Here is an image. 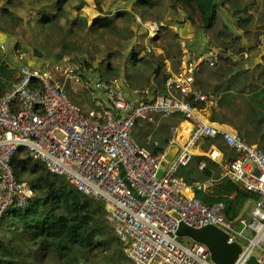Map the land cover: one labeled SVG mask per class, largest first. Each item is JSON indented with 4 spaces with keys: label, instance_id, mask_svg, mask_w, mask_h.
<instances>
[{
    "label": "built area",
    "instance_id": "2783aa9c",
    "mask_svg": "<svg viewBox=\"0 0 264 264\" xmlns=\"http://www.w3.org/2000/svg\"><path fill=\"white\" fill-rule=\"evenodd\" d=\"M146 26L145 51L151 52L150 42L162 27L158 22ZM192 42L191 37L178 38V68L165 79L166 94L137 88L132 89L134 99L126 95V78L84 80L80 64L69 55L40 68L28 63V53L14 52L18 79L0 96V220L11 206L24 207L34 195L28 182L14 176L11 165L14 156L26 153L82 194L104 202L107 223L135 264H214L204 244L180 240V222L194 228L214 225L226 232L228 243L242 246L234 264H246L252 255L264 264V150L232 127L211 121L206 110L216 104V97L195 87L203 67L214 68L225 59L245 63L250 53L220 45L196 51ZM257 46L264 64L263 37ZM67 83L73 89L83 84L93 107L84 111L73 102ZM173 116L181 119L170 126L162 151L151 153L135 140L138 122L152 124L156 117ZM218 137L234 151L232 159L223 158L214 145L203 146L205 139ZM171 149L175 153L168 160ZM199 151L221 175L188 184L178 172ZM205 166V161L198 163L199 169ZM223 182L253 196L248 218L228 217L220 199L207 203L213 187ZM235 219L242 229L234 227ZM246 229L253 233L251 239L245 237ZM238 237L249 243L243 245Z\"/></svg>",
    "mask_w": 264,
    "mask_h": 264
},
{
    "label": "trees",
    "instance_id": "16d2710c",
    "mask_svg": "<svg viewBox=\"0 0 264 264\" xmlns=\"http://www.w3.org/2000/svg\"><path fill=\"white\" fill-rule=\"evenodd\" d=\"M11 1L13 0H0V24L9 23L10 27L15 28L19 24L20 16H17L14 9L12 10L8 6ZM21 1L17 0V3H21ZM66 1L34 0L33 5H39V8H36L37 17L34 22L37 25V31L44 32L46 39L56 40V32L61 34L63 32L65 36L76 35L79 32L75 28L80 27L81 30H86L82 31L83 35L88 33L101 35L102 32L112 31L117 33L114 20L122 19L126 15V12H117L113 20L102 16L97 18L93 24L88 25L83 16L69 18L64 8ZM168 1L170 8L174 10L178 5L181 6L185 12L184 20L192 25H197L195 19L198 17L200 19L198 27L201 30L205 31L214 26L220 4L217 0ZM99 4L98 0L97 7L102 12ZM135 6L141 9L140 15L144 19L143 22H159L164 29V13L161 10V4L154 5L152 2L150 3V0H136ZM63 18H66L64 19L65 23L61 24ZM8 30L0 26V32ZM57 41H60L61 50L53 55L54 61L60 60L65 55H71L69 52L74 47L73 38H60ZM218 42L220 43L218 45L234 51L243 50L237 44L235 37L230 41L219 40ZM35 51H37L36 48ZM15 52L24 51L15 50ZM113 52H117V49ZM116 57H119L118 54L107 53L104 56L105 59L102 58L99 62L100 64L104 63L103 67L110 75L118 72L117 64L111 62ZM165 57L171 58L170 51L165 52ZM13 58L17 62L14 54ZM71 58L80 64L81 70L91 66L86 60L80 62L73 55ZM130 59H137L136 51L131 53ZM162 65L163 61L153 69L156 76L160 75ZM260 66L262 69L254 76L251 71L244 68L243 62L237 63L225 59L214 68L206 67L212 74L211 78L204 81L203 78L199 79L197 76L195 87L216 97V104L207 107L211 121L227 125L225 114L235 111L236 116L243 121V124H240L241 127L232 125L234 129L248 143L257 144L260 149L264 150V64H258L256 68H260ZM235 69L238 70L235 71ZM230 73L231 76L226 78ZM169 74H162L161 81L165 82ZM0 75L7 80L5 81L7 83H2L0 80L1 96L9 84L18 79L19 74L17 72L13 75V72L7 68V64L1 62ZM101 76L100 79H103ZM12 78L13 80H11ZM238 93H245L247 97H241ZM228 124L231 125V123ZM139 125L150 126L152 124L138 122L133 130L134 138L135 130ZM170 126L168 125V130ZM163 127H165L164 122H159L155 131L157 145H154L152 141L147 143L150 144V147L140 145L145 146L154 154L162 151L169 137V135H162ZM204 143V147L214 145L228 159L234 157V151L229 149L220 137L214 140L207 138ZM201 161H205L206 166L199 169L198 163ZM191 163H196V165ZM11 165L14 176L19 180L24 181L23 173L27 171L28 183L34 191V195L29 198L24 207L11 206L0 220V264H40L43 258L52 259L54 264H135L125 256L123 243L114 235L108 225L107 209L104 202L82 194L64 177L52 173L41 162L34 160L26 153L14 156ZM220 175V169L202 155H195L192 161L178 172V176L188 184L210 177L218 178ZM221 187L228 189L229 193L236 190V186L230 182H223ZM219 199L225 202L226 214L232 219L238 215L244 200L238 192L234 199H230L228 196H218L206 201L211 203ZM3 222L5 225L2 224Z\"/></svg>",
    "mask_w": 264,
    "mask_h": 264
},
{
    "label": "crops",
    "instance_id": "0c3cea01",
    "mask_svg": "<svg viewBox=\"0 0 264 264\" xmlns=\"http://www.w3.org/2000/svg\"><path fill=\"white\" fill-rule=\"evenodd\" d=\"M85 1L86 5H84L85 3L83 1L80 9L82 10V16H84L88 25L93 24L99 17L107 16L110 20H113L115 19L114 17L117 12H126L124 18L114 20L117 32H119L120 29L116 24L117 22H124V27L125 25L127 26V33H125V35L120 40V42L122 43V47L120 49L119 47L117 48L119 49L117 50L119 51L118 56H122L123 61L120 62L119 60H117L115 63L117 64L119 71L122 72L121 77H126L127 79V86L125 90L126 95L129 98L134 99L132 89L137 88H147L151 90V93L153 95L166 94L167 90L164 86V82L161 81V75L164 73L169 74L171 72L176 71L178 68V59L173 56L171 58L165 57V52L167 51V49H165L163 46L167 44V40L164 42V45L162 47L158 46V44H155L156 46L154 45L155 48L152 47V56L150 54L148 55V53L150 52L145 51V47L147 46V42L145 41V36L147 34L146 25L147 23H152L155 21H145L141 23L140 20L138 21L139 18L142 20L144 19L140 15L141 9L135 6L136 0H99V6L101 7L103 13L100 12L99 7H97L98 0ZM217 1L220 4L218 6L216 21L220 13L221 29L212 30V28H210L204 31L198 27V25L200 24V19L198 17H196L195 19L197 25H192L191 23L184 20L185 12L181 6L178 5L177 8L174 10L170 8L168 0H150V3L152 2L154 5H156L157 3L162 5V9H159H161L164 13L163 20L165 23L164 29H162L161 32L156 35L153 42H158L163 35L165 36V34L170 31L168 33H171V35L174 34V36H176L175 38H180L181 36L191 37L193 39L192 48L196 51H203L210 46L217 45L219 40H223L224 42H226L230 41L231 38L235 37L237 44H239L243 48V50H247L250 53V59L244 63V68L251 71L255 76L257 65L262 63V52L258 48L257 43L260 37L264 38V19L263 16L258 17L257 13H259L260 6L264 3V0ZM137 23L140 25L139 27L138 25H136ZM174 28L177 31L174 30ZM115 49L116 48H114V50ZM133 51H136V60L130 59V55ZM100 60L97 62L99 65H91L90 67L82 69V77L84 80H89L90 82H93L94 80L100 79V75L98 72H102L103 69L105 70V68L103 67L104 63L100 64ZM161 61H163V66L160 75L156 76L153 72V69H155L158 63H160ZM111 62L114 61L111 60ZM28 63L33 66L38 65L37 67H40L39 61L38 63H35L33 60L28 59ZM207 70L208 69L206 67H203L201 69L198 74L199 79H201L200 77H207L205 75V71ZM236 70L238 69H235V71ZM230 76L231 73L226 78H229ZM210 78L208 77L205 80H209ZM66 88L74 94V100L72 101L76 104L81 103V108L84 111H87L93 107L94 101L90 95V92L83 86V84H79L78 86H76L75 89H73L71 88L70 84L67 83ZM239 95L244 98L247 97V94L245 93ZM100 96L102 99H104V96L102 94H100ZM206 112L209 116L208 109L206 110ZM164 119H159L158 117H156L155 123H152L153 127L155 128V131L158 127L159 122H164ZM149 135L152 136V138L150 139L151 141L153 138L156 139V136H153L152 133H150ZM202 151H199L198 155L203 156L206 154L202 153ZM173 153H175L174 150L170 154L171 157ZM222 156L223 158L226 157L223 153ZM222 184L223 183L215 185L209 196H212L213 198L218 196H228L230 199H234L239 192L244 200L242 201V208H239L240 211L236 217L241 216L242 209L244 210V207L247 203H251L252 206L254 201L253 196L238 187H236V190L234 192L229 193L228 189L221 187ZM202 195H205V193H202Z\"/></svg>",
    "mask_w": 264,
    "mask_h": 264
},
{
    "label": "rangeland",
    "instance_id": "374dc122",
    "mask_svg": "<svg viewBox=\"0 0 264 264\" xmlns=\"http://www.w3.org/2000/svg\"><path fill=\"white\" fill-rule=\"evenodd\" d=\"M83 1L85 3L84 5H86L85 0H67L66 1L64 8L69 18H73L74 16H82V10L80 8L82 6ZM89 1H92V0H89ZM33 2L34 0H22L21 3H17V0L11 1V3L8 6H10L12 10L14 9V12L17 16H20L19 24L15 28L10 27L11 24L9 25V23H7L8 25L5 22L0 24V26H3L9 29L7 32H4V31L0 32V55H1L0 63L1 62L6 63L7 68L13 72V75L17 74L18 67H19V63L16 62L13 58V54L15 50H22L28 53L30 60H33L35 63H38V61L40 62V65H39L40 68H48L49 62L54 61L53 55L61 50L60 41H57L60 38H66V37L73 38L74 39L73 44L75 48L73 47V49L69 53H71V55H73L74 57L78 58L80 62L86 60L91 65H99L97 62L101 58H104L105 54L107 53L112 52L115 55L119 53V51L114 53L113 50L114 48L117 49L119 47L120 49L122 47V43L120 42V40L125 35V33H127V26L125 25L124 27V22L116 23L118 25V28H120L119 32L117 33L112 31L110 32L111 34L107 32L106 33L102 32L101 35H96V34H91V33H88L87 35H83L82 31L85 32L86 30H81V27H80L78 29L75 28L76 31L79 32L76 35L73 34L72 36H65L63 32L62 34L60 32H56V35H57L55 37L56 40H51L49 38L46 39L44 32L37 31V25L34 22V19L37 17L36 8L37 7L39 8V5L37 4L33 5ZM164 4H167V3H164ZM257 16L258 17L263 16V19H264V3L261 4L260 11L259 13H257ZM220 17L221 16L219 13L217 21L212 27V30L221 29V18ZM64 19L66 18H63L61 20V24L65 23ZM263 19H262V22H263ZM139 20H140V23L143 22L142 19L139 18L138 21ZM136 25H138V27L140 26L138 23ZM168 32L167 34H165V36L163 35L158 42L156 43L153 41L150 42V45L154 47L155 44H158V46L162 47L164 45V42L167 40V44L163 47L167 49L168 51H170L171 57L172 56L176 57L179 60L180 51L178 49V38H175L174 34L171 35V33H168ZM218 44L220 43L218 42ZM35 48L37 51H35ZM149 54L151 56L153 55V49L150 53H148V55ZM117 60L122 62L123 61L122 56L116 57L113 60L114 63H116ZM160 64H162V61L160 62ZM162 66H161V69H162ZM261 67L262 66H260V68H256L257 69L256 73L262 69ZM98 73L99 75H102L101 78L103 79H108L113 76L114 77L122 76V72H120L119 69L116 74H111V75L108 74V72H106L104 69L102 72L99 71ZM205 75L207 76L206 78L208 77L210 78V76H212L211 72L208 70L205 71ZM200 78H203L204 81L206 79L205 77H200ZM0 80L2 83L7 81L6 78H4L2 75H0ZM11 80H13V78ZM4 85L7 87L6 84ZM65 90H66L68 97L71 100H74L73 92H71L70 90H67V88ZM77 104L80 105V107L82 105L81 103H77ZM225 115L227 117V120H226L227 125L231 127L233 126L241 127L240 124H243V121L236 116L235 111H229ZM180 119H181V116L165 118L164 119L165 127H163L162 135L168 136L170 133L168 130V125L170 126L171 124L175 123L176 121ZM228 123H231V125ZM152 126L153 125H150V126L149 125H139L136 128L135 138L139 144H143L145 146L148 145L147 147H150V145L147 144V141L152 138V136L149 135L150 132L152 133L153 136H155V130H154L155 128ZM191 164L196 165V163H191ZM23 178H24V181L28 182L27 171H24ZM241 208H242V203H241ZM250 209H251V203H247L244 207V210L242 209L241 217L248 218L250 215ZM2 224L5 225V222H3ZM233 224L237 230H240L243 228L242 224L239 223L237 219L234 220ZM243 233L247 239H251L253 237V233L249 229L244 230ZM247 239H245L244 237H238V240L243 245H247L249 243V240ZM180 240L187 244L189 242L191 243V240L189 238H180ZM260 251H261L260 248L256 247L255 253L259 254ZM124 252L126 253V251ZM125 256L128 258L127 253ZM128 260L131 261L129 258ZM40 264H54V261L50 258H43Z\"/></svg>",
    "mask_w": 264,
    "mask_h": 264
},
{
    "label": "water",
    "instance_id": "95a60500",
    "mask_svg": "<svg viewBox=\"0 0 264 264\" xmlns=\"http://www.w3.org/2000/svg\"><path fill=\"white\" fill-rule=\"evenodd\" d=\"M106 105L111 108L110 104ZM120 114H117L119 117ZM173 149L169 150L167 159H170V154ZM162 170H159V176ZM179 238H189L192 241L204 244L210 253V259L214 264H234L238 254L241 252L242 246L238 242L228 243V234L214 225H206L200 228H194L186 225L183 222L179 223L176 231ZM246 264H260L256 257L252 255Z\"/></svg>",
    "mask_w": 264,
    "mask_h": 264
}]
</instances>
